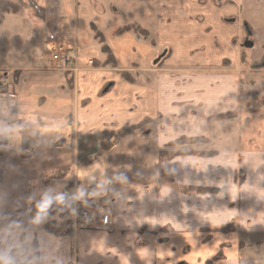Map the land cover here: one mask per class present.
<instances>
[{"label": "crops", "instance_id": "1", "mask_svg": "<svg viewBox=\"0 0 264 264\" xmlns=\"http://www.w3.org/2000/svg\"><path fill=\"white\" fill-rule=\"evenodd\" d=\"M141 1L132 13L129 8H117L126 12L121 15L124 23L130 20L150 30L156 38L152 45L155 51L170 50L167 71H143L148 74L142 80L139 75L143 72H139L132 82L119 72L110 76L84 70L75 81L79 84L74 89L78 102L76 112L70 114L67 125L72 130L65 133L67 137L48 136L41 126L48 128L49 118L41 112L31 115L28 105L37 104L41 109L47 102L46 96L36 98L21 90L22 74L33 69L36 62L19 77L17 74L18 79L16 66L6 68L15 77L16 99L14 106L0 101V149H6L0 155V165L6 166L0 183V264H166L171 251L176 258L182 256L178 253L186 243L192 249L194 264H245L249 246L264 252V110H246L249 100L242 86V54L248 50L250 61H264V0ZM42 6L47 9L43 25L50 33L55 32L50 34L54 39L60 20L50 23L48 8ZM58 14L61 18L62 10ZM247 32L250 40L244 37ZM58 38L63 39L61 45L71 42L63 34ZM67 50L75 57L72 49ZM108 84H112L110 91L93 100L101 104L95 110L98 124L93 133L98 145L94 153L98 155L85 165L92 156L88 153L94 150L87 151L88 141L76 135L74 127L80 121L89 124L91 119L79 116L83 107L77 93L82 89L84 95L92 97ZM229 114L234 117L228 118ZM146 118L151 119L147 124L149 136L130 141L140 135L138 131L112 150L100 149L103 129L131 127ZM33 125L38 128L36 133L30 129ZM198 137L206 142L192 141ZM178 139L184 140L176 149L185 153L175 155L169 162L173 167H167L169 163L163 166L174 176L177 188L173 194L142 189L143 179L136 180L140 186L135 189V177L128 169L131 161L142 162L146 168L142 173L150 178L151 162L157 161L164 144ZM130 143L136 148H129ZM23 144L30 146L32 157L20 155ZM188 144L191 148L184 149ZM198 151L217 154L194 153ZM67 166L75 168L74 176L50 179ZM86 166L89 173L82 171ZM238 168L246 173L241 185L235 182ZM33 183L44 206L66 197L72 200L74 213L80 206L98 213L112 204L113 225L107 230L73 229L64 236L48 232L43 227L48 221L43 211L29 208L28 190ZM200 185H212L217 191L194 192ZM233 221L237 222L236 231H217L210 240L198 229H214ZM169 223L174 232L168 244L157 242L161 234L142 232L148 227L161 233ZM249 231L253 241L243 238L242 234ZM221 249L224 258L215 259ZM257 253L254 264H264V253Z\"/></svg>", "mask_w": 264, "mask_h": 264}, {"label": "rangeland", "instance_id": "2", "mask_svg": "<svg viewBox=\"0 0 264 264\" xmlns=\"http://www.w3.org/2000/svg\"><path fill=\"white\" fill-rule=\"evenodd\" d=\"M10 1L14 4H18L20 10L17 13H4L3 19L0 23V73L2 75L4 72H6V68L16 66V73L19 77V75H21V73L26 68H30L31 64L36 62V65H34L33 69H26V71L22 74L21 90L22 92L34 95L36 98L38 96L40 97L41 95L47 97V102L41 109H39L37 104H31L28 105V107L30 108L29 110L31 111L32 116L41 112L40 115H44L49 118V127L46 128V126H41V128H44L48 131V136L49 134H54V137L56 138L63 136L67 137L65 133L72 130V127L68 126L67 124L70 120L71 112H76V103L78 102V100L76 102L74 89L75 85L76 88H78L79 84L78 82L75 84V81L79 79L80 75L84 74V70L88 69L96 73L105 72L110 76H114L115 72H119L122 76V71L127 70L128 75L134 78L137 77L139 72H153L155 69H158L157 71L161 72L162 68L166 70L165 63H167V60L170 58V50L166 48L155 51L152 45L156 44V38L151 34L150 30L144 28L141 24L138 25L136 22L132 23L130 20L124 23L121 18L123 16L121 15H126V12H121L117 8L118 6L126 10L129 8L130 13H132L133 9L142 3L141 0ZM42 4L44 6L46 5L48 8L47 19L50 23L60 20L59 24L63 26L64 29L60 26L57 35L60 36L63 34L66 41H71L69 44H66L67 46L59 44V42H63V39L58 38V36H55V38L52 39L50 34L54 35L55 32L51 31L52 33H50L48 27L43 25V21H45L46 18L40 16L38 13L41 11ZM252 7L254 10L253 5ZM59 10H62L63 14L61 18H59L58 14ZM12 13L16 14L15 17H9V15H7ZM1 15L0 18L2 17ZM6 15L8 16L7 18ZM253 19L256 21L254 17ZM18 26L20 27V30L18 29ZM98 26L102 28L104 33L98 28ZM14 31L17 33H14ZM244 37H246L248 40L251 39L248 32ZM107 45L110 46V50H112V53L115 55V59L117 61L116 65H113L111 62L107 61L109 58L108 51L106 49ZM69 48L72 49V52L75 54L74 64L63 67L60 65L59 61L57 62L53 60V54L58 52L63 53L64 50ZM247 51L248 50L245 51L247 62H243L242 64L244 70L242 75V86L247 91V99L250 101L249 91L253 89H256L261 97H264V61H260V63L250 61ZM148 72L141 73L139 75L140 79L142 80L143 77L148 74ZM123 79L126 78L123 77ZM111 87L112 84H108V86L106 85L100 91L98 90L96 93H93L92 97L90 95H84L82 89L80 90L81 92L78 91L79 93H77V96L80 100L79 104L81 107H83L79 108L78 110L79 116H84L91 119L89 124L86 121H80L81 124H75L74 127L76 128V135H79L81 138L84 137V139L88 141L87 151L94 150L93 152L88 153V156L90 154L92 156L85 160V165L93 163L95 157L98 155L94 153L98 145L96 146L97 139L93 136V133L96 132L95 126L98 124L97 121H94L95 110L100 108L101 104L99 102H93V100L98 99L99 96H104L108 90L110 91ZM84 88L85 87H83V89ZM91 103L92 105L87 108V106H89ZM34 106H36L38 109H35ZM262 110H264V107ZM229 115H227L228 118L234 117L232 114ZM130 118H132V114L130 115ZM31 119L34 120L33 117H31ZM32 120L27 119L26 122H30ZM71 122L74 123L73 116H71ZM51 124H53V126H51ZM86 124L87 127H85ZM138 124L142 125L138 129L127 132L125 134L126 136L124 137H122V133L119 134L118 132L123 128L130 127H122L118 130L103 129V131L99 134L100 144L101 139L103 138V141L107 140L108 147L107 145L101 144L102 147H100V149L102 151L112 150L124 138L132 135L133 133H140L142 137L138 135L137 137L129 138L130 141H136L142 139L143 136H149L151 130L147 127L148 123H144L143 120ZM30 129L34 133H36L38 130L35 125H33ZM106 133L109 135L102 137ZM222 133L223 132H220L219 135ZM49 138H51V136ZM175 142L176 141H169L167 144H164L163 148L160 150L163 153L158 154L157 161L151 162V167L149 168V170L151 169L150 178H146V174L142 173L143 171H146L144 164L132 159L133 161H131L128 169L130 172H133L132 176L135 177V189L140 186L139 183H136V180L143 179V184L141 186L142 189L148 187L152 191H164L167 193V195L173 194V191L177 188L174 176L169 172V168L165 169L163 166L166 163L174 160V153L175 151H178L176 148L181 147V143L175 144ZM198 142L204 143L206 142V139H201L198 137L197 143ZM169 143L170 145H168ZM128 147L134 149L136 148L135 143H130ZM137 147L141 148V146ZM183 148L187 149L191 148V146L188 144ZM170 166L173 167V162L167 165V167ZM91 168H93V166H91ZM82 171L84 173L90 172L87 166L84 169L82 168ZM235 173V179L237 178L235 182L237 185H241V182H244L246 179L245 170L238 168ZM66 174V176H74L75 168L70 166L66 171ZM85 180L86 179L83 178L84 185H87ZM211 186L200 185L197 187V189H194V192L196 191L199 194L210 193L212 191ZM198 188H206V192L199 190ZM213 188L214 191H217L215 187ZM87 207L92 211L97 212L95 209H92L89 206ZM253 213L257 212L254 211ZM45 219L53 220L57 225L65 224L69 219L71 222H73L74 230L95 229L89 227H79L75 221L74 213L70 218H62L58 215H54L51 217L45 216ZM112 225L113 220L111 222V226ZM227 225L230 226L228 230L218 229L223 226L216 227L214 229L200 226V228H196L202 229V236H204L205 239L210 240L217 231L232 232L238 229L236 221H233ZM99 229L107 230L106 228L102 227H99ZM142 232L152 233L155 235L161 234L159 238L157 237V242L168 244L166 242L169 241L170 234L174 232V226L170 223L165 225L161 233L155 230H150L148 227L144 228ZM251 233L252 232L249 231L246 232V234H242L243 238L246 241H253V238H251ZM261 238H264V232L263 235H261ZM221 250L222 251L219 252L224 251L223 249ZM256 252H258V255H263L264 253L258 248H253V246H249V248L246 249L247 257L245 264H254L253 260ZM173 253L174 252L171 251V255L166 258V264H194L193 252L192 249L190 251L189 243L184 244V247L178 253L182 256L176 258ZM223 254L224 252L222 255ZM219 255L221 256V254ZM262 263H264V260H262ZM258 264H260V262H258Z\"/></svg>", "mask_w": 264, "mask_h": 264}, {"label": "trees", "instance_id": "3", "mask_svg": "<svg viewBox=\"0 0 264 264\" xmlns=\"http://www.w3.org/2000/svg\"><path fill=\"white\" fill-rule=\"evenodd\" d=\"M19 10H20V7H19L18 4H14L10 0H0V15L2 14L1 15L2 17L0 18V23H1L2 19H3V14L4 13H6V12L17 13ZM41 11L38 12L39 15L44 17V18H46V12H47L46 7L42 6L41 7ZM106 49H107L108 55H109V58L107 59V61L111 62L113 65H116L117 61L115 59V56L112 53V51L110 50L108 45H107ZM242 61L243 62H247L245 52L242 54ZM121 74L127 80H130L132 82L135 81L134 77L128 75L127 70L122 71ZM15 76H16V79H18L17 73H16ZM249 96H250V101H248L247 104H246V110L248 112H259V111H261L262 108L264 107V97H261L256 89H253V90L249 91ZM150 121H151L150 118H146L144 120V123H149ZM141 125L142 124H136V125L131 126L130 128H123L118 133L119 134L122 133V135H123L122 137H124V136H126L125 134L127 132H129V131L131 132V130L138 129ZM110 133H113V132H110ZM106 135H109V134L106 133L102 137H105ZM183 140L184 139H178V140H176L175 144L176 143H181ZM192 141L196 142V141H198V138H194ZM101 144L107 145V147H108L107 140L103 141V138L101 139ZM168 145H170V143ZM5 151H6V149H0V155L4 154ZM30 151H31L30 146L27 145V144H23L22 147L19 150V153L24 158H30V157L33 156V153H31L32 151L31 152ZM160 153H163V152L160 151L159 154ZM180 153H185V152H182L180 150L179 151H175L174 157H175V155L180 154ZM194 153L202 154V155H205V156L206 155H212V154H213L212 156H214V155L217 154L215 151L209 152V154L206 153V152H202V151H200V152L198 151V152H194ZM69 167L70 166H67L65 168H61V170H58L55 174H53L50 177V179L65 177L67 175L66 171L69 169ZM5 172H6V166L5 165H0V183L4 179ZM235 180H237V178ZM241 183H243V181ZM195 189H197V187ZM198 189L206 192V188H198ZM212 191H214V189H212ZM28 198L30 200L29 201L30 210H32L34 212H42L43 211V214L45 216L51 217V216H54V215H58V216H60L62 218H67V217L70 218L71 215H73V213H74L73 202H72L71 199L66 198V197H59L58 199H56L53 202H51V203L47 204L46 206H44L42 204V202L40 201L39 197H38L37 185L35 183H33V184H31L29 186ZM79 208L82 209L83 207L80 206ZM43 227L48 232L55 233L58 236H64V235L70 234L71 231L73 230V222H71L68 219V221L65 224L57 225L53 220H48L47 222L44 223ZM229 228H230V226L226 225V226H223V227L218 228V229L228 230ZM222 253L223 252H219L218 254H216L215 255V259L223 258L224 254L222 255ZM219 254H221V256ZM218 257H221V258H218Z\"/></svg>", "mask_w": 264, "mask_h": 264}, {"label": "built area", "instance_id": "4", "mask_svg": "<svg viewBox=\"0 0 264 264\" xmlns=\"http://www.w3.org/2000/svg\"><path fill=\"white\" fill-rule=\"evenodd\" d=\"M53 58L64 66L72 65L75 62L74 56L70 54V50L54 54ZM15 99L16 81L13 72L6 71L2 75L0 73V101H6L10 106H14ZM112 217V204L107 205L103 211L98 213L88 207L77 209L74 213L75 221L81 228L99 229V227H102L107 229L111 226Z\"/></svg>", "mask_w": 264, "mask_h": 264}, {"label": "water", "instance_id": "5", "mask_svg": "<svg viewBox=\"0 0 264 264\" xmlns=\"http://www.w3.org/2000/svg\"><path fill=\"white\" fill-rule=\"evenodd\" d=\"M248 45H251L250 42L247 43Z\"/></svg>", "mask_w": 264, "mask_h": 264}]
</instances>
